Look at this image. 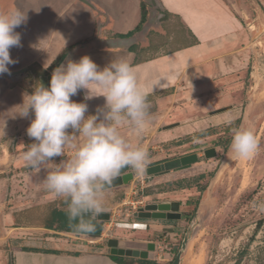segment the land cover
I'll list each match as a JSON object with an SVG mask.
<instances>
[{
  "label": "rangeland",
  "instance_id": "374dc122",
  "mask_svg": "<svg viewBox=\"0 0 264 264\" xmlns=\"http://www.w3.org/2000/svg\"><path fill=\"white\" fill-rule=\"evenodd\" d=\"M221 1L242 24L240 41L233 48L226 47L221 55L231 73L216 74L209 81L208 64L216 68L214 62L217 63L218 56H213V61L208 63L199 62L197 67L201 69L196 64L190 65L186 72L179 74L174 86L152 94L149 100L154 102L160 97L166 99L148 107L152 117L142 135L121 129L130 143L147 150L148 166L190 153L196 154L197 161L188 168L151 177L137 175L128 168L133 177L122 188H110L105 193L104 212L109 218L100 220L103 229L99 236L92 238L43 227L50 209L62 207L63 200L45 187L35 188L46 173L28 171L22 158L27 146L34 142L26 133L34 116L21 118L15 114L24 96L31 94L38 84L30 78L29 71L38 62L20 58L27 55L24 46L10 49L16 61L8 66L10 71L23 67L26 70L15 81L8 79L7 73L0 74L1 118L9 119L12 110L18 123L17 128L0 140V180L3 181L0 245L7 248L23 239L43 238L49 243L66 239L85 243L92 250L118 252L130 264H139V258L124 256L126 248L147 251L145 259L149 264H171L189 228L192 235L179 264H264V76L252 74L260 59L264 66V19L258 0ZM151 9L150 3V13ZM162 11L158 13L163 14ZM141 30L137 33V45L147 47L144 57H155L192 41L189 29L173 15L152 21L144 33ZM5 85H10L12 91L16 89V98L14 93L11 99L12 109ZM95 113L89 111L86 115ZM218 113L221 116H216ZM240 128L252 130L258 141V148L250 158L238 157L230 148L234 130ZM16 135L21 136L14 138L13 144ZM209 148H214L215 155L206 157L204 150ZM172 200L180 202L179 209L184 215L179 219L132 215L147 204ZM192 211L195 216L190 220ZM119 222L144 223L147 228L123 227ZM110 239L116 245H108ZM5 256L8 264L11 253L7 251Z\"/></svg>",
  "mask_w": 264,
  "mask_h": 264
},
{
  "label": "clouds",
  "instance_id": "9594fccd",
  "mask_svg": "<svg viewBox=\"0 0 264 264\" xmlns=\"http://www.w3.org/2000/svg\"><path fill=\"white\" fill-rule=\"evenodd\" d=\"M26 14L15 10L0 14V74L9 73L16 63L10 49L21 46L15 29L25 24ZM84 92V101L104 98L96 113L86 115L88 104L71 98ZM15 114L34 116L26 129L34 142L27 146L23 161L37 172H45L42 182L47 191L64 201L76 232L95 231L93 220L104 212L105 193L131 168L145 175L150 156L139 144H132L122 134L127 128L142 135L149 123L147 94L139 85L134 67L126 59L111 60L102 69L88 56L68 60L57 66L49 86L35 87L26 94ZM231 150L241 158H250L258 148L252 130H234ZM66 150H71L68 159Z\"/></svg>",
  "mask_w": 264,
  "mask_h": 264
},
{
  "label": "crops",
  "instance_id": "0c3cea01",
  "mask_svg": "<svg viewBox=\"0 0 264 264\" xmlns=\"http://www.w3.org/2000/svg\"><path fill=\"white\" fill-rule=\"evenodd\" d=\"M88 1L92 6L81 0H0V14L15 10L26 14V23L15 29L20 33L21 46H24L27 52L26 57L20 58L27 59L29 62L36 61L46 67L64 47L82 41L66 54L59 65L65 64L69 59L78 61L82 56L88 55L102 69L111 60L126 59L134 67L138 83L146 94L152 95L162 89L174 86L179 74L181 75L190 65L196 64L197 67L201 61H213V56L218 57L216 58L217 63L214 62L216 68L213 66L215 70L211 68V64H208L207 78L209 81L216 74L225 76L226 73H231V68L226 66L221 55L225 53L226 47L233 48L234 44L240 41L239 30H241L242 24L221 0H159L163 9L178 16L198 42L141 62H135L136 54L130 51L128 46L110 47L105 45V40L118 38L116 35L126 34L136 27L140 18V0ZM258 1L263 9H261L260 15L264 19V0ZM259 3L256 4L259 5ZM5 7L7 8L5 9ZM137 33L132 35L137 37L134 42L136 44L139 42ZM20 58L14 59L20 60ZM197 69H201V67H197ZM9 87L10 85H5L4 91L10 94L8 102L12 109V95L15 93L16 98L17 93L16 89L12 91ZM71 99L87 103V112L96 111L104 104L103 97L84 101L83 91ZM165 99V97H160L159 100L156 99L155 103H162ZM216 116H221V114L218 113ZM17 126V117L12 110H10L9 119L3 120L0 115V140ZM169 130L171 131V129ZM164 132L167 135L166 131ZM20 136L13 137V144L16 143L14 138ZM71 155V150H66L65 156L61 159H68ZM59 161L60 158L56 159L57 163ZM28 171L36 172L30 168ZM42 183V178H39L35 188L40 186L44 188ZM2 184L3 181L0 180V188ZM8 187L7 184L5 192L8 191ZM84 236L92 238L88 235ZM49 242L47 239L41 238L39 240L23 239L15 244L11 243V246L7 248L1 244L0 264H6L5 254L7 251L11 253L12 264H118L109 257L110 254L120 255L118 252L102 249L92 250L85 243L66 239L54 241V243ZM19 247L38 248L39 250H21ZM48 250H57L58 253Z\"/></svg>",
  "mask_w": 264,
  "mask_h": 264
},
{
  "label": "water",
  "instance_id": "95a60500",
  "mask_svg": "<svg viewBox=\"0 0 264 264\" xmlns=\"http://www.w3.org/2000/svg\"><path fill=\"white\" fill-rule=\"evenodd\" d=\"M82 2L86 3L89 6H92L91 3L88 0H81ZM152 9L150 13V17L147 20V24L143 26L141 32L144 33L148 29V24L152 23V21L155 23V21H161L166 18L165 15L162 13H158L159 10L163 9V6L161 2L158 0H149ZM154 16H156L154 19ZM137 37L136 36H129V37H118L115 39H107L105 40V45L114 47V46H119V47H127L133 44L136 41ZM26 68H20L16 69L13 71H10V74L7 73L6 77L10 79L11 81L18 80L20 77H22L25 74ZM258 77L264 76V66L262 65V61L260 59L259 61V66L252 71V74H255ZM148 107L154 106L155 102L154 100H149L147 101ZM222 109V108H221ZM221 109H217L221 110ZM215 153L214 148H209L204 150V154L206 157L212 156ZM197 160V156L195 153H190L186 155H182L177 158L173 159H168L165 160L161 163H156L151 166H148L146 174L151 177L154 174H162L165 172H168L170 170H175L178 168H182L184 166H187ZM133 177L132 171H126L124 173H121L120 177L114 182L113 186L111 188L124 185L126 184L131 178ZM177 209H178V202L172 201V202H159V203H150L145 205L143 208H139V213L138 217L142 218H179L180 215H177ZM109 214L107 212H103L99 218L96 220H104L108 219ZM119 226L123 227H128V228H147V225L144 223H130V222H119ZM192 232L187 228V230L184 233L183 239L181 241L180 247L178 251L176 252L171 264H179L181 260V254L183 251L186 250L187 244L189 242V239L191 238ZM108 245H116L115 240H109ZM123 255L127 257H138L145 259L147 258V251L145 250H140L136 248H126L123 251Z\"/></svg>",
  "mask_w": 264,
  "mask_h": 264
},
{
  "label": "trees",
  "instance_id": "16d2710c",
  "mask_svg": "<svg viewBox=\"0 0 264 264\" xmlns=\"http://www.w3.org/2000/svg\"><path fill=\"white\" fill-rule=\"evenodd\" d=\"M159 1V0H158ZM150 2L148 0H140L139 2V11H140V18H139V22L136 25V27L132 30L127 32L126 34H118L116 35L117 37H129L134 35L136 32H139L144 25L147 24V20L150 16ZM163 14H165L166 18H168L170 15H172L170 12H168L167 10L163 9ZM176 16V15H173ZM177 18H179L178 16H176ZM189 35L192 37V41H190L187 44H184L182 47H178V48H173L169 51L164 52L163 54H167L169 52H173L175 50L184 48V47H188L191 45L196 44L198 41L196 39V37L191 33L190 30H188ZM78 43H82V41L79 42H75L73 44H70L66 47H64L57 55L56 57L50 62V64L47 67H42L41 65H39L38 63H35L36 67H29V71H30V78L31 79H36L38 81V84L36 85L39 86L40 84H43L45 87L49 86V82H50V78L52 75L53 70L59 66V64L64 60V58L66 57L67 52L72 49V47ZM130 51L135 52L136 57H135V62H141L144 60H148V59H152L154 58V56L152 57H144V52L146 51L147 47L144 46H139L136 43L130 45L127 47ZM169 89V88H167ZM168 91V90H167ZM152 95L147 94V100L151 99ZM152 116L149 115V118H151ZM227 142V141H226ZM128 171V168H125L121 171V173H124ZM115 189H119L122 188V185L114 187ZM62 207H52L49 211V214L46 215V217L44 218V222H43V227L47 228V229H53L55 231H60V232H68V233H74V234H78V235H88L91 237H95V236H99L102 229H103V223L99 220H93L92 222L95 224V231L92 233H79L76 232L73 228V225H75L76 223H78L77 220H70L67 212H66V208L67 205L64 203V201L61 202ZM64 206V207H63ZM260 224V222L258 223ZM21 250H32V251H37L39 250L38 248H30V247H19ZM49 252H54V253H58L57 250H48ZM75 254H77V252H75ZM109 257L115 261L118 264H130L128 261H126V259L124 257H122L121 255H112L110 254ZM139 264H149L150 262L147 259H142L139 258L137 259ZM8 264H12V259L10 258Z\"/></svg>",
  "mask_w": 264,
  "mask_h": 264
},
{
  "label": "flooded vegetation",
  "instance_id": "af4514ba",
  "mask_svg": "<svg viewBox=\"0 0 264 264\" xmlns=\"http://www.w3.org/2000/svg\"><path fill=\"white\" fill-rule=\"evenodd\" d=\"M213 155H215V153L213 154ZM212 155V156H213ZM197 159H198V157H197ZM197 161V160H196ZM194 163V162H193ZM192 164V163H191ZM191 164H189V165H187V166H184V167H182V168H178V169H175V171H177V170H180V169H184V168H188L189 166H191ZM206 187V186H205ZM202 190H204V188L202 187ZM201 190V191H202ZM172 201H176V202H178V209H177V215H180V217L179 218H181L182 217V215H184L181 211H180V202H179V200H172ZM172 201H170V202H172ZM140 211L138 210V211H136V212H133V214L132 215H134V216H136V215H138V213H139ZM190 215H192L191 217H190V220L192 219V217H194L195 216V211H192V213L190 214ZM178 218V219H179Z\"/></svg>",
  "mask_w": 264,
  "mask_h": 264
}]
</instances>
